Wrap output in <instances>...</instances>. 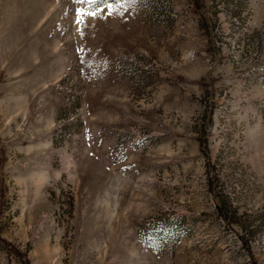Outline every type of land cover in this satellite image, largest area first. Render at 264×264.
Instances as JSON below:
<instances>
[{
    "label": "rangeland",
    "instance_id": "obj_1",
    "mask_svg": "<svg viewBox=\"0 0 264 264\" xmlns=\"http://www.w3.org/2000/svg\"><path fill=\"white\" fill-rule=\"evenodd\" d=\"M195 1L0 0V264H264V0Z\"/></svg>",
    "mask_w": 264,
    "mask_h": 264
},
{
    "label": "trees",
    "instance_id": "obj_2",
    "mask_svg": "<svg viewBox=\"0 0 264 264\" xmlns=\"http://www.w3.org/2000/svg\"><path fill=\"white\" fill-rule=\"evenodd\" d=\"M137 3L141 9V12L143 15H147L149 18H151L152 23L158 24V23H163L162 21H164V18H167V22L166 23H171L173 21V15L171 14V6H170V2L169 0H137ZM195 5H196V9L199 10V3L197 2V0L195 1ZM201 12V11H200ZM149 14V15H148ZM204 18L202 19V25L205 28L206 35L208 36V40L213 41V31L211 29L208 28L207 26V20L205 17V13L201 12L200 13ZM204 21V22H203ZM125 67H130V63H128L127 65H122ZM125 67H123L125 69ZM126 70V69H125ZM134 70V66L132 67V71ZM205 116V115H204ZM206 125L211 123V117H210V113H206ZM204 131V135H205V129H203ZM199 145H200V150H202L204 156L207 157V153L205 151L206 149V145H205V141H202L201 138L199 139ZM204 148V149H203ZM219 210V215H223V211L218 208ZM258 227V226H255Z\"/></svg>",
    "mask_w": 264,
    "mask_h": 264
},
{
    "label": "snow or ice",
    "instance_id": "obj_3",
    "mask_svg": "<svg viewBox=\"0 0 264 264\" xmlns=\"http://www.w3.org/2000/svg\"><path fill=\"white\" fill-rule=\"evenodd\" d=\"M77 2H84V0H77ZM89 6L97 5L99 2H103L104 8L108 10V15L114 14L118 8L125 7L127 4L135 2V0H113L112 3H109L108 0H86ZM100 9L97 7L96 11H86L84 9H76V22L81 24L85 16L96 18L100 14ZM78 31H81L78 27Z\"/></svg>",
    "mask_w": 264,
    "mask_h": 264
}]
</instances>
